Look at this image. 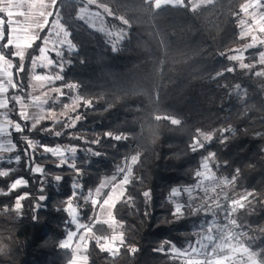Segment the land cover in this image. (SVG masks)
Instances as JSON below:
<instances>
[{
	"label": "trees",
	"instance_id": "obj_1",
	"mask_svg": "<svg viewBox=\"0 0 264 264\" xmlns=\"http://www.w3.org/2000/svg\"><path fill=\"white\" fill-rule=\"evenodd\" d=\"M95 1L109 9L105 19L122 37L113 48L77 17L79 0L55 1L73 49L53 56L47 70L58 74L55 84L64 91L49 106L61 110L73 94L82 103L59 121L22 122L12 131L14 148L0 156V264H66L72 253L60 242L71 227L67 201L88 222L89 193L131 155L124 199L112 209L122 241L113 255L91 238L87 264H176L169 249L193 240L200 215L188 205L178 211L171 195L195 183L209 153L232 190L249 194L239 220L264 228V64L257 48L246 52L255 63L250 70L232 58L246 41L238 20L248 0L195 8L187 0L158 8L148 0ZM2 33L0 51L24 93L43 32L22 65L7 44L6 22ZM13 94L7 92L6 109L16 120ZM200 133L209 137L196 148ZM57 146H73L74 157L60 161L47 149ZM92 232L108 236L110 228L96 222ZM258 241L264 245V233Z\"/></svg>",
	"mask_w": 264,
	"mask_h": 264
},
{
	"label": "rangeland",
	"instance_id": "obj_2",
	"mask_svg": "<svg viewBox=\"0 0 264 264\" xmlns=\"http://www.w3.org/2000/svg\"><path fill=\"white\" fill-rule=\"evenodd\" d=\"M55 1L6 0L3 6L8 14L3 12L0 22L2 24L7 21L10 25L13 55L19 59L21 65L26 49L42 32L43 39L38 56L31 63L24 93L16 91L17 86L13 77L9 81L6 80L5 86L2 84L6 71H9L13 65L5 55H0L2 70L0 85L6 88V97L9 90L14 92L12 97L16 101L14 112L17 116L16 120L9 116L10 111L6 109L7 99L4 102L0 101V156L7 155L13 150L11 134L12 131L21 130L22 122H28L33 126L40 120L59 121L73 113L82 103V99L73 94L63 109L54 110L49 106L57 102L64 95V91L61 86L55 84L59 78L58 74L47 70L55 63L53 56H60L62 49H73L68 33L61 25L54 8ZM79 1L82 6L77 11V17L92 29L102 32L113 48L116 47L122 37V30L108 25L105 15H110L109 9L95 0ZM148 1H151L154 8L184 3L183 0ZM212 1L187 0L186 2L191 8H195ZM238 21L241 35L247 37L232 58L240 68L250 70L255 63L253 61L248 63L246 54L248 49L257 48V62L264 64V0H248L242 6ZM72 89L75 90L74 87ZM74 122L72 120L71 124ZM208 137L200 133L194 146L201 147ZM47 149L62 162L74 157L75 153L73 146ZM135 161L136 155L128 156L111 175L103 176L97 187L89 193L88 198L93 209L88 222H80L76 206L71 200L67 201L66 211L71 227L60 242L62 248L84 256L89 240L95 238L100 247L113 255L117 253L122 237L120 224L113 216L112 209L118 201L124 199L125 186ZM171 199L178 211L182 206L188 205L192 214L200 215L192 228L193 240L187 241L181 248L171 246L169 249L176 264H264V245H259L258 241L264 233V228L252 226L247 220L242 222L239 220L242 210L248 206L249 194L238 196L232 190V183L216 173L211 153L202 158L195 183L190 187L174 189ZM69 205H71L70 209ZM96 222H103L109 226L110 235H94L92 226ZM85 259L87 264V255Z\"/></svg>",
	"mask_w": 264,
	"mask_h": 264
},
{
	"label": "crops",
	"instance_id": "obj_3",
	"mask_svg": "<svg viewBox=\"0 0 264 264\" xmlns=\"http://www.w3.org/2000/svg\"><path fill=\"white\" fill-rule=\"evenodd\" d=\"M5 2H6V0H0V18L4 14L3 12L7 13V11H4V9H3V6H5ZM249 12H251V11H249ZM0 21H1V19H0ZM5 22L7 23V21H4V23ZM4 23L1 24V22H0V40H1L2 36H3L2 27H3ZM9 32H10V25H9ZM242 37L246 38L247 36H242ZM7 44L12 45V47H13V42L11 40V33H9V41H8ZM0 55H4V54L0 51ZM0 65H1V62H0ZM0 73H2L1 67H0ZM5 76L6 77L3 79V83H2L3 85L5 84V82H7L6 80L9 81L13 77L12 66H11L9 71H6ZM5 89L6 88H4L2 85H0V101L1 102H4L5 99H7V97L5 96ZM71 252H72V257H71L70 261L67 264H81V263L85 264V260H86L85 259L86 258L85 253H84V256H85V258H84L83 255H77L75 253V251H73V250Z\"/></svg>",
	"mask_w": 264,
	"mask_h": 264
},
{
	"label": "snow or ice",
	"instance_id": "obj_4",
	"mask_svg": "<svg viewBox=\"0 0 264 264\" xmlns=\"http://www.w3.org/2000/svg\"><path fill=\"white\" fill-rule=\"evenodd\" d=\"M37 172H39V170H37ZM13 187H15V185L13 186ZM145 195L147 196V195H149L148 193H145ZM41 200H43V199H45V197H41L40 198ZM71 208V205H69V209ZM70 223H71V221H69Z\"/></svg>",
	"mask_w": 264,
	"mask_h": 264
}]
</instances>
